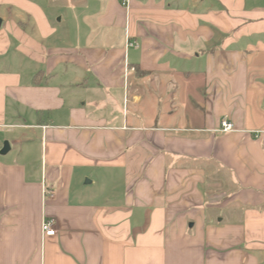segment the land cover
Segmentation results:
<instances>
[{
    "label": "crops",
    "instance_id": "obj_1",
    "mask_svg": "<svg viewBox=\"0 0 264 264\" xmlns=\"http://www.w3.org/2000/svg\"><path fill=\"white\" fill-rule=\"evenodd\" d=\"M0 18V264H264V0Z\"/></svg>",
    "mask_w": 264,
    "mask_h": 264
},
{
    "label": "built area",
    "instance_id": "obj_2",
    "mask_svg": "<svg viewBox=\"0 0 264 264\" xmlns=\"http://www.w3.org/2000/svg\"><path fill=\"white\" fill-rule=\"evenodd\" d=\"M127 3V0H126ZM235 129L234 123L227 117L223 118L220 122L218 131L229 132ZM42 231L46 235H55V221L53 219L45 218L42 222Z\"/></svg>",
    "mask_w": 264,
    "mask_h": 264
},
{
    "label": "water",
    "instance_id": "obj_3",
    "mask_svg": "<svg viewBox=\"0 0 264 264\" xmlns=\"http://www.w3.org/2000/svg\"><path fill=\"white\" fill-rule=\"evenodd\" d=\"M1 24H2V19L0 18V27H1ZM9 150H10V144H9V142H5V144H4V146H3L2 150H1V153L5 154Z\"/></svg>",
    "mask_w": 264,
    "mask_h": 264
}]
</instances>
